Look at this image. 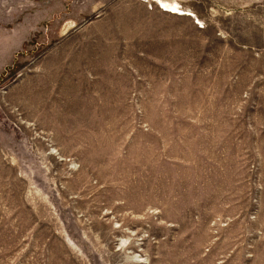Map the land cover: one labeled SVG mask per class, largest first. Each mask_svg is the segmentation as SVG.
<instances>
[{"label": "rangeland", "instance_id": "obj_1", "mask_svg": "<svg viewBox=\"0 0 264 264\" xmlns=\"http://www.w3.org/2000/svg\"><path fill=\"white\" fill-rule=\"evenodd\" d=\"M261 105L264 0H0V264H264Z\"/></svg>", "mask_w": 264, "mask_h": 264}, {"label": "crops", "instance_id": "obj_2", "mask_svg": "<svg viewBox=\"0 0 264 264\" xmlns=\"http://www.w3.org/2000/svg\"><path fill=\"white\" fill-rule=\"evenodd\" d=\"M124 60L125 61L123 62L117 61V63H113V62L105 63L100 66V70L105 72L113 71V73L118 74L119 77H123L126 80L127 84L130 86H134L137 83V81H139L142 87L147 88L148 87L147 80H156L155 96H157L158 98L159 107L149 108L148 105L146 104L144 110L150 109V110L164 112L166 118L169 117L171 119L170 122L173 124V126L178 128L181 123V117L179 114L180 107L178 104L180 98L179 69L174 68L173 66H171L170 68L168 67L167 69V67L163 66L161 63H157L153 61L148 62L139 59L141 60L138 62V66H140V72L137 73L135 71L136 70L135 66H137V64L136 65L133 64L131 58ZM118 64H120V66ZM148 66H150L151 69H155V71L148 72L147 71ZM142 67L145 68L146 70H144ZM84 70L87 71L88 69L85 68ZM94 94L95 93H93V95ZM139 95L140 97H142V95L146 96V93H142ZM140 109H142V107H140ZM259 110L264 114V105H261Z\"/></svg>", "mask_w": 264, "mask_h": 264}]
</instances>
